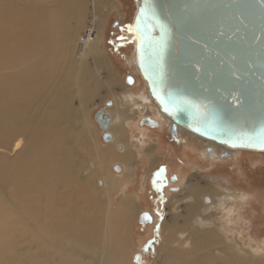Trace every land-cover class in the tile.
Returning <instances> with one entry per match:
<instances>
[{
  "label": "bare ground",
  "instance_id": "1",
  "mask_svg": "<svg viewBox=\"0 0 264 264\" xmlns=\"http://www.w3.org/2000/svg\"><path fill=\"white\" fill-rule=\"evenodd\" d=\"M33 1L52 2L53 7H39ZM61 3L0 0V148L18 149L13 156L0 154V264H122L121 254L126 252L112 231L114 224L102 233V208L84 192L87 186L79 172L86 160L78 166L80 155L67 150L79 130L70 121L75 115L68 105L72 89L57 80L69 75L67 46L74 38L71 20H79V9L74 7L71 14ZM100 39V32H91L89 42L75 52L101 59ZM198 138L200 145L225 151ZM122 201L123 209L132 214L133 203ZM190 212L195 217L197 210ZM223 240L212 227L197 232L189 255L162 249L159 256L176 259L171 264H264L257 257L233 254L236 244H223Z\"/></svg>",
  "mask_w": 264,
  "mask_h": 264
},
{
  "label": "rangeland",
  "instance_id": "2",
  "mask_svg": "<svg viewBox=\"0 0 264 264\" xmlns=\"http://www.w3.org/2000/svg\"><path fill=\"white\" fill-rule=\"evenodd\" d=\"M34 2L39 7H53L52 2L45 4L38 1ZM60 6H62V9L67 8L66 11L71 14L74 13V7L78 8V19L80 20H71V26L75 27V30L74 38L71 44L68 41L69 47L67 46L69 60L66 61V66L69 75L61 72L62 75L58 78L59 81L57 80V83H66L68 88L72 89V92H68V105L74 108L75 115L72 116L70 121L79 130V132H76L77 137H72L70 140L73 147H68L67 150L70 148L71 151H77V154L80 155L78 157L79 161H77L78 166L80 161L86 160L81 165L82 169L79 174L84 185L87 186H84V192H87V196L91 200H95L102 208V233L105 234L110 230V225L114 224L116 228L112 231L119 236V240L122 241L121 245L126 249V252L121 254L122 264H135L137 263L134 262L135 256L143 247L141 237H139L141 235L136 225V214L139 208L137 207L136 210L135 206H132L135 211L131 214V212L123 209L125 204L122 200L132 203L131 198L134 199L132 196L134 192L126 193L124 186L132 178L133 160L138 151L135 147L131 149L128 143L124 141V144H126L124 153L116 152L114 143L110 145L101 143L99 139L100 132L93 125L92 119L95 110L102 106L106 99L113 98L116 93L123 95L126 92L125 87L122 85L123 72L118 68L120 63L115 54L112 57L114 61L109 58L110 56L107 58L104 55L101 39L99 48L102 54V56L100 54L101 59L96 58L91 53L88 54V52L82 57L75 52L79 45L87 44L81 39L88 29H93L95 33L100 32V34L105 30L104 32L107 35L122 32V35L127 36L135 5L132 0H62ZM113 22L117 23L120 31L112 30ZM105 46L107 45L105 44ZM127 51L129 52L128 56L125 55ZM122 53L127 67L133 73L139 75L136 69L134 70L133 62H135V58L132 42L123 48ZM81 88H84L83 91ZM139 97H143L142 100L139 99L140 101L146 99L144 94L139 95ZM134 100L138 101L129 98L132 103H134ZM135 106L137 105L135 104ZM125 107L127 108L126 111H129L130 103H126ZM118 124V122L115 123L111 128L116 134ZM187 134L194 141H196L195 138H198L189 133ZM18 139L21 140L20 147H22L25 144V139L23 136L18 137ZM118 142L119 140L115 143ZM196 143L200 145V142L196 141ZM17 151L18 149L14 150L13 148L10 150L0 148V154H7L8 156L15 155ZM233 155V159L227 163L228 172L227 176L223 178L225 182L223 186H212L209 183H203L202 175H198L199 169L197 168L191 170L189 176L187 172L184 173L182 182L186 187L183 193L171 197L164 210L163 217L157 221V242L153 255L144 260L146 264H171L176 261V259L166 261L162 256H159V251L162 249L175 251L185 256L189 255L197 232L203 233L212 227H216L220 236L224 237L223 244L230 246L232 242L233 245L236 244L235 247L232 246L233 254L236 253L237 256L243 259L257 257L264 261V154L234 151ZM95 156L97 159H95ZM102 160L106 161L103 162ZM112 164H121L125 166L126 171L122 176L120 175L123 172L113 173ZM141 181L140 186L142 187L145 178H142ZM205 188L208 190L206 194L202 190ZM140 190H143V188ZM204 196L210 198L209 204L202 203L201 199ZM225 197H229L230 201L225 202ZM131 203L130 205H132ZM191 209L197 210L195 217L190 212ZM200 210L202 211L200 212ZM225 212H227L228 217ZM126 214H128V217L124 220L123 216ZM152 234L153 231L148 229L147 236ZM106 249L107 246L103 244V251L106 252Z\"/></svg>",
  "mask_w": 264,
  "mask_h": 264
},
{
  "label": "water",
  "instance_id": "3",
  "mask_svg": "<svg viewBox=\"0 0 264 264\" xmlns=\"http://www.w3.org/2000/svg\"><path fill=\"white\" fill-rule=\"evenodd\" d=\"M132 1L134 66L159 111L227 154H264V0ZM95 119L110 143V116Z\"/></svg>",
  "mask_w": 264,
  "mask_h": 264
},
{
  "label": "flooded vegetation",
  "instance_id": "4",
  "mask_svg": "<svg viewBox=\"0 0 264 264\" xmlns=\"http://www.w3.org/2000/svg\"><path fill=\"white\" fill-rule=\"evenodd\" d=\"M112 30L120 31L116 22L112 23ZM104 31L100 34L103 53L107 58L110 56L111 60H113L114 54L117 56L120 63L118 68L123 72L122 85L126 92L123 95L116 93L113 98L106 99L102 106L95 110L92 116L93 125L100 132V142L105 143L103 131L95 119L97 111L105 110L110 116L107 132L110 134L109 139L112 140L106 145L114 143L115 151L124 153L126 150L124 142H126L131 149L135 147L138 151L133 160L132 178L125 184L124 191L128 194L134 192L132 195L134 199L131 198V200L136 210L137 207L139 208L136 214V225L143 247L137 253V263L146 264L144 260L153 255L157 242V221L163 217L171 197L183 193L186 187L182 182L184 173L187 172L189 176L191 170L197 168L199 169L198 175H202L203 183L223 186L225 185L223 178L227 176L228 172L227 163L233 159L234 152L227 154L224 150L211 145L200 146L189 138L190 135L186 131L174 127L150 99L140 76L127 67L122 50L126 45L131 44L128 35H122V32L107 35ZM125 55L128 56L129 52L127 51ZM112 63L114 64V62ZM133 63L135 64V62ZM143 94L146 99L140 101L138 96ZM130 97L138 100H134V103L137 102L135 103L137 106L129 101ZM126 103H130L131 112L126 111V107L124 108ZM118 118L123 120L121 124L123 128H117L119 138L115 131L111 130L112 126L118 122ZM117 140L122 141L115 143ZM117 165L121 170L120 173L123 172L121 175L119 174L122 176L126 171L125 166ZM142 178H145V181L141 187ZM141 188L143 190H140ZM205 200L210 203L209 197L202 198L203 204H205ZM148 229L153 231L151 236H147Z\"/></svg>",
  "mask_w": 264,
  "mask_h": 264
},
{
  "label": "built area",
  "instance_id": "5",
  "mask_svg": "<svg viewBox=\"0 0 264 264\" xmlns=\"http://www.w3.org/2000/svg\"><path fill=\"white\" fill-rule=\"evenodd\" d=\"M90 30H91V32L93 33V35L95 34V32H94V30L93 29H88L87 31H86V34L83 36V38L81 39L82 41H84L85 43H88L89 41H88V39H89V37H91V32H90ZM83 43V42H82Z\"/></svg>",
  "mask_w": 264,
  "mask_h": 264
},
{
  "label": "crops",
  "instance_id": "6",
  "mask_svg": "<svg viewBox=\"0 0 264 264\" xmlns=\"http://www.w3.org/2000/svg\"><path fill=\"white\" fill-rule=\"evenodd\" d=\"M122 89H123V88H122ZM131 108H132V107H130V109H129L130 112H131ZM118 119H119V120H118V123H119V124L117 125V127L120 128V129H122L120 126H121L123 120H121V118H118ZM116 132H117V131H116ZM119 141H122V140H119Z\"/></svg>",
  "mask_w": 264,
  "mask_h": 264
}]
</instances>
